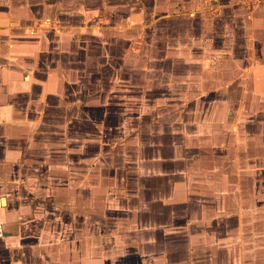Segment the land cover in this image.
<instances>
[{
    "label": "crops",
    "instance_id": "crops-1",
    "mask_svg": "<svg viewBox=\"0 0 264 264\" xmlns=\"http://www.w3.org/2000/svg\"><path fill=\"white\" fill-rule=\"evenodd\" d=\"M155 1V7L163 4ZM247 1L229 0L222 7L229 21L237 23L223 31L224 76L230 79V90L237 79L246 78L249 83L241 91L254 86L264 93V0ZM250 3L252 10L244 5ZM60 7L56 0H0V264H264V255H249L254 251L242 246L255 230L264 237V178L249 186L248 168L239 169L236 183L230 181L228 168L218 178L199 175L201 166L168 175L170 171H155L173 189V195L159 198L149 197L157 187L148 184L151 171L141 174L133 168L138 194L132 198L137 203L127 207L121 205L125 187L120 183L119 195L111 189L106 194L99 181L87 182V176L80 177L78 190L76 181L56 177V141L71 139L69 131L57 134L56 126L74 122V105L68 101L73 90L66 78L72 83L70 76L78 71L71 67L72 51L83 48L85 40L57 24ZM146 14H130L129 25H141ZM196 14L189 12L190 17ZM208 29L209 37L220 32L215 23ZM183 43L170 40L165 49L179 55L194 45L190 40L182 50L177 44ZM77 108L78 123L87 125L86 111ZM61 115L65 120H59ZM251 167L255 175L264 171L257 158ZM43 171L47 178L40 177ZM203 183L208 186L201 187ZM213 189L216 194H209ZM72 203L76 210L64 209ZM113 203L121 204L113 209ZM105 204L110 213H118L115 218ZM92 206L95 210L89 211ZM258 207L263 210L253 214ZM104 221L113 228L120 223L124 230L106 229Z\"/></svg>",
    "mask_w": 264,
    "mask_h": 264
},
{
    "label": "rangeland",
    "instance_id": "rangeland-1",
    "mask_svg": "<svg viewBox=\"0 0 264 264\" xmlns=\"http://www.w3.org/2000/svg\"><path fill=\"white\" fill-rule=\"evenodd\" d=\"M228 2L158 0V4L163 3L161 7L166 5L162 10L155 7V0H56L61 6L55 17L57 24L71 29L69 35L75 31L86 40L83 48L72 51L71 67L78 70L70 76L72 83L66 78L73 90L68 101L74 105V122L56 126L57 134H71L69 141H56L53 159L60 166L56 177L76 181L78 190L80 177L84 180L87 176V182L99 181L106 194L111 189L119 195L120 183L125 187L124 204L113 203V209L120 204L135 206L132 197L137 198L138 188L134 187L138 180L137 174L130 172L133 168H139L141 174L151 171L148 184L157 185L151 198L173 195L170 183L168 189L166 180L156 178L155 171H170L168 175L181 168L201 166L199 170L204 172L199 175L218 178L228 168L230 172L237 171V176L232 172L230 176V181L236 183L239 169L248 168L249 186L255 178H264V171L255 175L250 170L256 158L258 167L264 165V93L254 90V86L249 92L241 91L249 83L246 78L240 83L237 79V84L231 86L233 90L226 86L230 79L223 70V31L226 25H237L235 19L229 21L222 9ZM244 5L254 9L252 3ZM99 9V13L93 12ZM137 10L146 11L145 20L139 26H131L127 17ZM190 11L198 14L190 17ZM213 23L220 32L209 37L206 30ZM79 26L87 30H75ZM95 27L100 31H94ZM177 39L185 41L177 44L182 50L190 40L194 45L179 55L165 49L167 41ZM166 55L172 56L170 61ZM66 66L70 67V63ZM75 104L86 111L87 125L78 123L80 114ZM63 119L61 115L59 120ZM47 176L44 171L40 174L41 178ZM76 190H72L74 195ZM75 206L67 204L64 209L71 207L74 211ZM93 207L88 210H95ZM104 207L108 215H118L113 209L110 213L106 204ZM262 210L258 207L251 212ZM190 211L196 210L189 208ZM114 224L116 228L104 221L106 229L124 230L120 223ZM251 235L247 245L242 246L254 251L249 255H264V237L257 230Z\"/></svg>",
    "mask_w": 264,
    "mask_h": 264
},
{
    "label": "built area",
    "instance_id": "built-area-1",
    "mask_svg": "<svg viewBox=\"0 0 264 264\" xmlns=\"http://www.w3.org/2000/svg\"><path fill=\"white\" fill-rule=\"evenodd\" d=\"M3 232H4V230H3V225L0 223V236L3 235Z\"/></svg>",
    "mask_w": 264,
    "mask_h": 264
}]
</instances>
